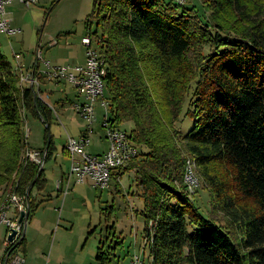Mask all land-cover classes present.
<instances>
[{
  "label": "trees",
  "instance_id": "1",
  "mask_svg": "<svg viewBox=\"0 0 264 264\" xmlns=\"http://www.w3.org/2000/svg\"><path fill=\"white\" fill-rule=\"evenodd\" d=\"M90 15L107 118L130 120L140 146L112 174L134 170L148 264H264V0H93ZM27 112L45 123V161L51 108L0 49V201L37 174L31 215L45 176L24 159ZM187 157L206 213L184 179ZM104 252L99 242L96 258Z\"/></svg>",
  "mask_w": 264,
  "mask_h": 264
},
{
  "label": "rangeland",
  "instance_id": "2",
  "mask_svg": "<svg viewBox=\"0 0 264 264\" xmlns=\"http://www.w3.org/2000/svg\"><path fill=\"white\" fill-rule=\"evenodd\" d=\"M92 4L93 0H36L26 5L19 0H11L4 6L12 30L0 31V49L19 73L35 71L34 90L52 107L47 134L51 136L53 147L50 156L43 162L46 187L42 192L45 194L49 192L55 195V183L60 175L64 177L65 187L71 164L64 148L68 135L79 138L86 131L88 142L84 149L90 154L104 153L109 146L106 125L103 123L106 113L100 101H93L94 117L88 123L73 108L74 103L82 100L77 89L65 79L56 81L45 76L48 70L46 62L50 66L85 63L86 46L81 41L85 35L91 37L90 46L97 48L92 33L96 24L95 17L90 15ZM105 86L104 82V91ZM185 122L189 125L192 123L190 118ZM44 125L41 117L28 112L25 114L24 134L29 145L41 147ZM117 125L130 131L132 122L124 120ZM137 148L140 149V146ZM194 171L197 177L198 168L194 167ZM196 179L198 190L193 196L206 213L210 206L209 198L199 183L200 179ZM70 181H75L74 176ZM138 191L134 170L126 169L118 177L115 173L111 174L107 187L93 186L91 179L84 177L79 183L71 184L65 194L60 192L58 196H53L28 218L29 223L35 215H54L48 207L55 202L58 240L50 253L56 227L49 233L48 243L46 236L37 238L39 244L35 250L42 261H34L33 264H49L46 263L49 255L52 262L61 258L62 264H80V258L85 254L89 259L84 264H131L130 258L135 254L142 258L143 264H148L149 246L144 240L143 217L136 212L142 205ZM101 208H106L108 218L103 211L100 212ZM90 229L92 231L87 234ZM2 230L0 224V232ZM99 242L103 243L105 250L106 258L103 261L95 256ZM1 245L0 238L2 248Z\"/></svg>",
  "mask_w": 264,
  "mask_h": 264
},
{
  "label": "built area",
  "instance_id": "3",
  "mask_svg": "<svg viewBox=\"0 0 264 264\" xmlns=\"http://www.w3.org/2000/svg\"><path fill=\"white\" fill-rule=\"evenodd\" d=\"M11 0H0V31H11L9 19L5 14V4ZM26 5L36 0H19ZM82 43L86 46L85 63L84 64H65L50 66L48 62V70L45 71V76L49 79H65L69 81L82 96V100L73 104V108L85 118L88 123H91L94 117L95 99L100 101V105L108 111V101L104 97V72L106 61L104 56L97 48L91 47L90 35H85L81 38ZM19 78L22 83L33 85L36 81L35 76L30 72L23 74L19 73ZM104 115V125H106V137L109 143L107 150L101 154H90L85 152L84 145L88 142L86 131L79 138L67 136L64 148L71 160L68 176L73 175L76 181L82 180L84 177L91 179L93 186L100 188L107 187L112 174L111 170L117 171L123 168L128 161L133 157L138 148L132 143L129 138L128 131L119 128L115 123L108 120L107 115ZM107 122L109 124H107ZM108 125V126H107ZM24 159H29L40 163L44 161L45 151H40L38 148L26 147L23 152ZM191 158L185 159L184 179L192 185L197 182L196 176L192 168ZM118 177V173H115ZM68 181V180H67ZM60 180L57 181L59 184ZM68 183L66 182V191ZM13 206V207H12ZM27 200L25 194H20L13 189H7L0 201V224L5 227L2 240V255L0 264H22L24 257L21 253L20 236L23 229V222L18 220L19 213L22 209H26ZM14 231L11 239L8 235ZM131 264H143L142 258L139 255H133L130 258Z\"/></svg>",
  "mask_w": 264,
  "mask_h": 264
},
{
  "label": "crops",
  "instance_id": "4",
  "mask_svg": "<svg viewBox=\"0 0 264 264\" xmlns=\"http://www.w3.org/2000/svg\"><path fill=\"white\" fill-rule=\"evenodd\" d=\"M29 72L32 74V76L35 74L34 70H31ZM53 80L61 81L63 79H53ZM67 82H69V81H67ZM37 94H38V92H37ZM41 99L44 100L43 98H41ZM48 106L50 107L49 104H48ZM50 108L52 109V107H50ZM30 146L34 147V148L36 147V146H32V145H30ZM36 148L40 149L39 147H36ZM71 177H73V175L68 176V172H67L66 178H67L68 181H65V185H66V182H67L68 186H67L66 191L68 190V188H69V186L71 184L79 183V181H76V180L73 181V183H71V181H70ZM63 179H64V177H62V175H60L59 184H57V182L55 183V186H56L55 195H53V194H51L49 192L46 193V194H45V192H42L43 190H45L44 187H46V177H45V184H44V187H42V189H38V188L37 189L36 188L32 189L31 196H33V201L39 202L38 206L35 209L45 206V204L50 199H52L53 196H58L60 192L65 194L66 191H63V187H64ZM59 180H57V181H59ZM64 189H65V187H64ZM54 203L52 204V206L48 207L50 210H52L54 212V215H52V216L39 217V216L35 215V216H32L31 220L28 223V218L33 214L34 211L31 213V215L28 214V218H27V222H26V224L28 223V225L25 226V231H24L23 236H22V237H24V240H23V243L19 242L20 246H21V253H22L23 257H24V261H23L22 264H33L34 261H40V262L42 261L41 258L39 259L38 255L36 254V250H35V247L39 244L38 241H37V238H43V237L46 236L47 243H48V240H49L48 235H49L50 232H52L53 227L54 228L56 227V235H55V238H54V240L52 242V245H51V248H50V253L52 252L53 248L55 247V245H56L55 241L58 240L59 226L58 225L56 226L57 220H56V215H55V206H54L55 204ZM35 218L38 221V223H36V224H35ZM4 231H5V227L3 226V230L1 231L2 232V236H1V232H0L1 243H2V240H3V236H4ZM86 238H87V235H86ZM79 244H80V240L77 242V246ZM41 249H43V247ZM1 255H2V248L0 247V257H1ZM47 258H48V261L46 260L47 261L46 263L49 262V264H62V261H63L60 258L59 260H55V261L52 262L51 259H50V255ZM87 259H89V257L87 258L86 254L83 255L80 258V264L81 263H83V264L86 263Z\"/></svg>",
  "mask_w": 264,
  "mask_h": 264
},
{
  "label": "water",
  "instance_id": "5",
  "mask_svg": "<svg viewBox=\"0 0 264 264\" xmlns=\"http://www.w3.org/2000/svg\"><path fill=\"white\" fill-rule=\"evenodd\" d=\"M42 165H43V161H41L39 163V166H38V170H37V173L40 172L41 168H42ZM37 174L34 176V178L30 181V183L28 184L27 188H26V193H25V197H26V200H27V206H26V209H22L19 213V217H18V220L19 221H22L23 222V229H22V232H21V236H20V239L22 238L23 236V233L25 231V226H26V222H27V218H28V214H29V198H28V191H29V188L30 186L33 184L35 178H36ZM14 234V231H12L9 235H8V238L11 239L12 236Z\"/></svg>",
  "mask_w": 264,
  "mask_h": 264
}]
</instances>
